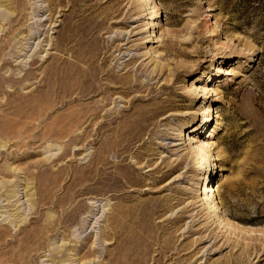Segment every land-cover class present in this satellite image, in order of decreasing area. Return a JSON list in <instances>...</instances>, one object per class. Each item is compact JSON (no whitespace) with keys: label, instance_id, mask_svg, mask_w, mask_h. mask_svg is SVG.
Wrapping results in <instances>:
<instances>
[{"label":"rangeland","instance_id":"374dc122","mask_svg":"<svg viewBox=\"0 0 264 264\" xmlns=\"http://www.w3.org/2000/svg\"><path fill=\"white\" fill-rule=\"evenodd\" d=\"M93 64L134 86L97 117ZM134 96L124 115L165 113L121 162ZM181 131L212 143L209 182ZM12 238L39 241L30 264H264V0H0V250Z\"/></svg>","mask_w":264,"mask_h":264},{"label":"bare ground","instance_id":"6f19581e","mask_svg":"<svg viewBox=\"0 0 264 264\" xmlns=\"http://www.w3.org/2000/svg\"><path fill=\"white\" fill-rule=\"evenodd\" d=\"M154 16H156V19L160 18L159 14H156ZM150 20H151V25L149 30L155 27V21H152L154 19H150ZM156 65H158L156 66V72H158V69H161V66L157 63ZM98 69L99 66L93 64L90 67H88V69L82 71L83 75L80 74V76L82 77L83 85H86L87 87L90 88L89 93L92 94V96L102 95L103 98L102 102L101 104L97 103L98 106L95 108L94 111L96 117L99 116L103 111H105L109 105H111L113 101L112 97L114 95V93H111V91L123 90V92H125L126 95L129 96L130 93H132V88L134 87L130 81H127V79H126L127 82L123 84L124 88L111 87L107 83L96 84V81L98 79L97 76L99 72ZM162 69L160 71H162ZM77 74H79V72ZM106 76L107 79L109 80L115 78L109 74H106ZM160 89H172V87H169V85L164 84ZM145 90L149 93L151 91H155L156 89L153 87H149L146 88ZM61 92L63 94H68V91L64 86H62ZM142 100H143L142 96L132 97L129 102L130 106L123 108L119 112L118 117L112 120L114 122H117V120L120 119L121 121L117 123V126L125 128L123 133L120 134L118 137H116L113 141L114 148L117 150V154H118L117 158L122 159L121 162L125 160V155L132 150L135 141L141 140L142 137H144V135H146L149 132V127L154 125L153 122L163 113H165L164 111L165 107H158V105L152 104L151 105L152 108H150L149 110H147L146 107H143L142 109L139 110L134 109L136 111H134L133 114H130L129 116L124 115V113L127 110L132 108L133 102L142 101ZM204 118L205 116H203L202 123L205 122ZM177 141H179L180 144L176 146H180L182 148V152H185L183 157L184 159L200 161V165H201L200 167L203 171L202 182L204 183L207 181L209 182L211 179L210 161L215 159L216 157L214 153L211 151L212 143L210 141H201L199 144H197L198 141L194 135L189 134L185 137L182 131L179 133ZM100 160H102V158ZM103 162H105V159L103 160ZM212 166L215 167V165ZM161 177L164 178L165 176L162 175ZM121 179L124 180L123 181L124 184L126 177H122ZM119 183H121V181H119ZM127 183L129 182L127 181ZM208 194H210V196L206 194L204 195L203 198H201L202 199L201 202L203 203L204 206V208L201 211L202 213L204 211L206 212V214H209V219L212 220L214 224H218L221 226L222 224L220 223L219 216L215 212L218 211L219 205L215 198L216 190H214L213 186H209ZM197 216L198 214L195 217ZM224 225L225 223L223 224V226ZM38 243L39 241L37 240L35 241V239H28V238L27 239L12 238L8 241H5L3 244L4 247L6 248L4 250H0V264H30L34 256V252H36L40 247L39 245H38L39 247L37 246ZM143 250L144 248L141 247L140 251ZM136 252H138V248L136 249ZM116 264H131V262L125 261V258H123V260L118 261Z\"/></svg>","mask_w":264,"mask_h":264}]
</instances>
